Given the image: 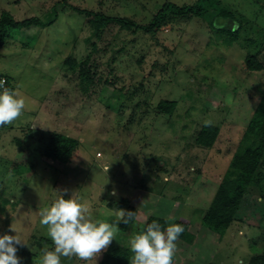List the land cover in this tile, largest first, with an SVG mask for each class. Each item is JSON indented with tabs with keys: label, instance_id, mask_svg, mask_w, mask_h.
Returning <instances> with one entry per match:
<instances>
[{
	"label": "rangeland",
	"instance_id": "obj_1",
	"mask_svg": "<svg viewBox=\"0 0 264 264\" xmlns=\"http://www.w3.org/2000/svg\"><path fill=\"white\" fill-rule=\"evenodd\" d=\"M196 1L0 0V17L53 22L7 26L0 47V72L25 100L21 116L0 126V235L26 244L21 264H42V250L54 251L39 213L59 198L84 204L92 221L118 223L96 257L61 256V264H130L129 241L150 217L185 223L195 236L176 243L175 264H253L264 251V158L224 238L203 226L264 95V0H219L203 19L172 20L153 34L73 11L147 25L167 3ZM163 102L176 103L171 115ZM206 127L219 130L210 148L198 143ZM31 133L60 134L79 149L66 165L37 154L22 161ZM21 161L34 172L14 174ZM124 199L139 213L126 231L123 210L108 207Z\"/></svg>",
	"mask_w": 264,
	"mask_h": 264
},
{
	"label": "trees",
	"instance_id": "obj_2",
	"mask_svg": "<svg viewBox=\"0 0 264 264\" xmlns=\"http://www.w3.org/2000/svg\"><path fill=\"white\" fill-rule=\"evenodd\" d=\"M219 0H197L193 5L178 6L174 3L164 5L153 20L147 24H138L130 19H122L117 17H108L103 14H95L90 11L73 8V11L79 15L88 18L98 19L100 25H118L124 30L153 34L163 26L169 24L172 20H192L203 19L208 15L210 10L217 8ZM220 16L229 17L228 14L221 12ZM53 22L45 25L39 18H31L22 22L16 21L15 18L4 12L0 17V47L4 44L7 31L6 27L14 29H28L32 26L47 27ZM233 34V32L231 31ZM252 64V63H251ZM251 70H255V66L249 65ZM5 77L8 81V87L14 89V85L9 77L0 72V78ZM15 90V89H14ZM176 107V103L163 102L160 105L162 114L171 115ZM21 145L20 151L23 154L22 161L30 158L32 154H37L41 160L46 162H54L60 165L68 164L79 149V142L75 139L60 135L44 133H31ZM35 136L38 138L34 139ZM219 136V130L215 127H206L202 131L198 143L205 147H212ZM39 145L34 151L32 147ZM264 158V95L260 100L258 108L250 122V125L243 137L238 153L233 158L230 169L226 173L210 208L205 212L203 217V226L208 230L209 234L217 241H221L231 227L234 217L237 214L240 205L246 196L248 189L253 181L255 174L260 168ZM21 162L13 164L12 171L14 174L22 177L30 175L34 172L33 165L27 169ZM111 209H122L123 218L121 220V229L126 231L133 225L138 218V209L131 201L124 199L119 203H109ZM133 213V218L127 224L123 219L127 218V213ZM153 221H157L162 228H167L168 222L159 217H150L146 224L141 228L145 230L147 225ZM184 227V232L178 238L188 244H193L195 236L189 231V226L182 222H176ZM140 231V232H141ZM253 264H264V251L261 255H257L252 260ZM173 264L174 257H173Z\"/></svg>",
	"mask_w": 264,
	"mask_h": 264
},
{
	"label": "clouds",
	"instance_id": "obj_3",
	"mask_svg": "<svg viewBox=\"0 0 264 264\" xmlns=\"http://www.w3.org/2000/svg\"><path fill=\"white\" fill-rule=\"evenodd\" d=\"M3 84L0 81V126L15 121L25 108V100L19 93ZM260 99L259 96L255 98L256 101ZM110 195L118 196V190L114 188ZM87 212L88 208L81 202L59 198L39 213L40 223L47 227L48 236L55 245L54 251L42 250V264H61V256L73 255L87 261L110 245L118 223L92 221L86 217ZM132 218L133 213L129 212L122 222L127 224ZM184 230L181 224L165 229L159 222H151L129 241L133 253L130 264H173L175 242ZM22 244L26 245L17 234L0 235V264H21L17 253Z\"/></svg>",
	"mask_w": 264,
	"mask_h": 264
},
{
	"label": "built area",
	"instance_id": "obj_4",
	"mask_svg": "<svg viewBox=\"0 0 264 264\" xmlns=\"http://www.w3.org/2000/svg\"><path fill=\"white\" fill-rule=\"evenodd\" d=\"M0 81L4 82V84H3L4 87L9 88V87H8V81H7V79H6L5 77H1V78H0Z\"/></svg>",
	"mask_w": 264,
	"mask_h": 264
}]
</instances>
